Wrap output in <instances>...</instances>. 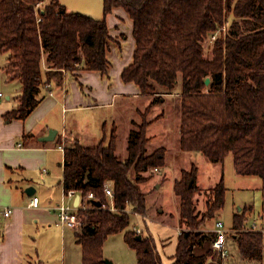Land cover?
Returning <instances> with one entry per match:
<instances>
[{"label":"trees","instance_id":"16d2710c","mask_svg":"<svg viewBox=\"0 0 264 264\" xmlns=\"http://www.w3.org/2000/svg\"><path fill=\"white\" fill-rule=\"evenodd\" d=\"M118 7L133 20L136 42L122 80L136 84L141 95L154 97L148 109L165 102L163 95H180V151L200 153L216 164L232 155L239 175L264 180V0H104L103 19L69 12L59 0H0V53L9 54V72L22 83L18 105L5 117L26 119L39 105L44 63L48 78L56 76L59 82L64 71L109 75L114 39L106 18ZM219 33L224 36L215 38L211 58L205 57V40ZM151 122H133L124 159L117 153L115 130L92 146L77 139L65 146V191L82 196L77 210L89 216L81 233L76 232L82 264H106L104 242L121 232L136 251L138 264H164L154 239L141 235L138 240L129 229L133 214L149 212L139 186L151 176L143 174L166 166V147L148 151ZM198 173L192 165L174 183L182 230L172 264H206L212 253L197 255L195 248L215 240L216 232L202 226L225 206L227 187L222 176L201 215L194 201L200 190ZM107 184L114 192L111 204ZM89 193L95 200L83 208ZM245 222L244 213L234 215L239 252L246 260L261 261L263 232L247 229Z\"/></svg>","mask_w":264,"mask_h":264},{"label":"crops","instance_id":"0c3cea01","mask_svg":"<svg viewBox=\"0 0 264 264\" xmlns=\"http://www.w3.org/2000/svg\"><path fill=\"white\" fill-rule=\"evenodd\" d=\"M59 1L69 12H80L97 19L104 18V0H82L81 3L76 0ZM106 19L114 39L108 52L111 63L109 75L88 70L64 71L63 80L59 82L56 76L48 78L49 68L44 63L45 85L40 94L41 102L26 119L8 120L5 117L17 107L22 83L9 72V54L0 53V78L16 86L15 93H10L6 97L3 95L5 99L0 100V210L5 207L13 210L8 219L0 215V264H45L39 247L41 248L43 236L46 235L54 234V239H57L60 247L66 243L67 230L71 229L62 228L57 214L58 205L66 197L63 185L64 151L60 147L66 146L67 139L69 141L77 139L86 146L95 145L104 136H110L113 129L119 127L121 120L119 118H122L115 110V115L111 114L110 118L105 120L100 112L99 117L89 119L82 117L81 114L90 110H109L118 102L123 103L127 107L126 110H129L128 106L133 107L130 108L132 115L138 114L141 110V102L145 98L141 95L140 89L136 84L125 83L122 80V72L132 63L136 48L134 22L121 7L113 9ZM137 103L138 105L134 106ZM145 104L146 107L142 106L147 108L149 103ZM134 120L131 117L130 121ZM79 122H83L86 129L81 127ZM90 126L95 131L91 137L92 143H83V140L90 137L88 132ZM51 130L57 131L55 139L48 142L40 141V138L49 135ZM130 132L131 130L127 139ZM56 153L60 154V161ZM29 187L35 189L34 194H27L26 190ZM35 196L39 198V206L31 207L29 203ZM70 203L76 205L77 196ZM252 208L253 205H247L239 210L250 212ZM254 226L258 231L256 224L245 222L247 229ZM212 227L205 231L215 232V224ZM180 231L181 227L178 236ZM74 233L76 234L75 230ZM234 233L232 226L227 232V243L230 247L227 258H221L213 249L212 239L205 241L203 246L196 247L195 253L204 255L211 251L206 264H264V255L261 261L243 258Z\"/></svg>","mask_w":264,"mask_h":264},{"label":"rangeland","instance_id":"374dc122","mask_svg":"<svg viewBox=\"0 0 264 264\" xmlns=\"http://www.w3.org/2000/svg\"><path fill=\"white\" fill-rule=\"evenodd\" d=\"M71 1V0H66ZM81 3L82 0H76ZM228 25L226 26V30ZM224 34V32H222ZM223 34H216V37L224 36ZM215 39L213 36L207 38L204 42L205 57L211 58L214 48ZM1 75V70H0ZM180 84L176 87L178 91ZM15 85L6 83L0 78V92L5 97L10 93H15ZM19 91V90H18ZM165 102L152 106L148 109L154 97L144 96L141 102V110L138 114H133L128 106L118 102L112 109L100 111H87L81 115L86 119L99 117L100 112L103 120L109 119L114 110L122 117L119 118L120 125L116 126L113 130L116 131L117 136V152L119 156L124 159L127 156L128 132L134 128L133 122L142 124L144 121L151 122L148 127L147 137L150 142L148 151L153 152L159 147H166V166L161 172H155L152 169L144 176H151L147 181L140 184L142 193L147 195L148 215L147 216H131L130 230L138 226L142 232L137 233L145 237H152L155 241L158 255L161 257L164 264H172L173 258L171 257L177 247V239L179 232V215H180V201L174 193V183L177 179L181 178L183 170H190L192 165L198 167V186L199 192L195 195V205L199 214L207 212L208 202L212 199L211 190L220 182L222 176L228 188L226 194V204L216 216L206 220L202 229L213 228L212 225L220 220L224 223L227 232L233 226V218L236 213H244L246 221L250 224H256L257 228L263 232L264 235V187L263 179L258 176H242L236 172L232 155L227 156L224 163H212L208 161L200 153H182L180 151V125H181V97L179 94L163 95ZM1 97L0 100L5 99ZM149 103L146 107L145 103ZM138 105L137 104H134ZM142 105H145L142 106ZM113 112V113H112ZM134 112V111H133ZM94 113V114H93ZM131 117L135 120L130 121ZM110 121V120H108ZM81 127L86 129L84 123H80ZM129 129V131H128ZM89 139L83 140V143H92L91 137L94 136L95 131L90 126L88 129ZM96 136V135H95ZM111 136V135H110ZM107 137V140L110 138ZM99 137V136H98ZM127 140V142H126ZM69 142V139H67ZM58 161H60V154L56 153ZM54 155V156H55ZM132 174V178H134ZM66 204L71 202V199H63ZM109 204L111 200L109 199ZM61 202V203H62ZM253 205L252 210L242 211L239 208ZM89 216L82 215L84 225L87 223ZM247 228V227H246ZM182 230V228H181ZM82 228L77 230L81 233ZM134 231V230H133ZM207 232V231H206ZM229 234V233H228ZM66 243L60 247L57 239L53 236H43L42 246L39 247V252L42 261L45 264H81L83 260L82 246L78 244L74 230H67ZM62 248V250H61ZM103 254L106 259L113 261L114 264H138L137 253L125 241L124 232L116 233L108 236L104 242ZM67 259V260H66ZM261 264V263H256Z\"/></svg>","mask_w":264,"mask_h":264},{"label":"built area","instance_id":"2783aa9c","mask_svg":"<svg viewBox=\"0 0 264 264\" xmlns=\"http://www.w3.org/2000/svg\"><path fill=\"white\" fill-rule=\"evenodd\" d=\"M216 38V35L213 36V39ZM3 97V94L0 93V98ZM62 151H64L65 146H61L60 147ZM155 172H161L163 170V168H153L152 169ZM105 192L106 195L108 197V199H110L111 201L113 200L114 197V192H113V188L111 187L110 184H107L105 187ZM81 196L80 194L76 193V191L74 190H70L68 192H66V197L64 199H72L75 196ZM92 200H95V195L93 193H89L87 194V196L84 199V206L83 208H87L88 205H93L92 204ZM82 203V196L80 198V202L79 205H73V203H69L66 204L65 201H63L61 204L58 205L57 207V214L59 217V222L60 225L62 226V228H69L71 230H79L82 228L83 224H84V220H82V214L79 213V211L77 210L78 207L81 205ZM29 205L31 207H38L39 206V198L38 197H32L31 201L29 203ZM13 213V210L9 207H5L3 209L0 210V215L2 217H4L5 219H8L11 217ZM136 216L139 217L138 214H136ZM136 233H141L142 230L140 227L136 226L133 229ZM252 230H256V227L254 226L252 228ZM215 232H216V238L213 241V249L216 250L221 258L225 259L228 257L229 252H230V247L227 243V231L225 229V225L222 221L217 220L215 223Z\"/></svg>","mask_w":264,"mask_h":264},{"label":"water","instance_id":"95a60500","mask_svg":"<svg viewBox=\"0 0 264 264\" xmlns=\"http://www.w3.org/2000/svg\"><path fill=\"white\" fill-rule=\"evenodd\" d=\"M205 83H206V85H209V83H210V78H207ZM56 135H57V131H56V130H51V131L49 132V135L40 138V141H43V142L53 141V140L55 139ZM26 192H27L28 195H32V194L35 193V189H34L33 187H29V188L26 190ZM80 198H81V196L78 195V196H77V203H76V206L79 205ZM96 205L101 206V203H100V202H97ZM137 239H138V240L142 239V236H141V235H138V236H137ZM105 262H106V264H114L113 261H111V260H109V259H105Z\"/></svg>","mask_w":264,"mask_h":264}]
</instances>
